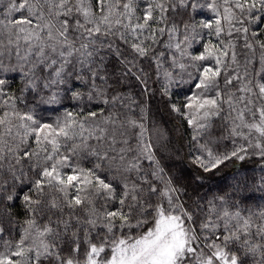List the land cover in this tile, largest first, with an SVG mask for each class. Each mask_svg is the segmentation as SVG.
<instances>
[{"label": "snow or ice", "instance_id": "obj_1", "mask_svg": "<svg viewBox=\"0 0 264 264\" xmlns=\"http://www.w3.org/2000/svg\"><path fill=\"white\" fill-rule=\"evenodd\" d=\"M0 264H264V0H0Z\"/></svg>", "mask_w": 264, "mask_h": 264}, {"label": "trees", "instance_id": "obj_2", "mask_svg": "<svg viewBox=\"0 0 264 264\" xmlns=\"http://www.w3.org/2000/svg\"><path fill=\"white\" fill-rule=\"evenodd\" d=\"M153 87H157L156 85H153ZM149 107L152 110V113L154 115V118L163 123V126L168 128L170 130V135L172 137V151L174 154V163H172V169L173 172L176 174L183 173L184 175H187L186 172V165L187 161L185 160L183 163H181V158L183 157V152L176 153L175 150L181 146V144L187 143V135L183 137V140H180L179 137L181 135V132L183 130L184 125L179 121L178 118L169 115L166 110L164 109V106L162 102L159 99V95L157 93L156 97L149 98ZM174 125H177V128H173ZM213 183H218V181H208L206 182V187L202 189L201 191H207L208 188L212 187Z\"/></svg>", "mask_w": 264, "mask_h": 264}]
</instances>
